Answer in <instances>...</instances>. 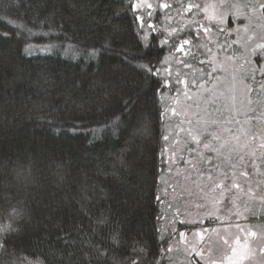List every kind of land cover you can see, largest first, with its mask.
Instances as JSON below:
<instances>
[{"label":"trees","instance_id":"16d2710c","mask_svg":"<svg viewBox=\"0 0 264 264\" xmlns=\"http://www.w3.org/2000/svg\"><path fill=\"white\" fill-rule=\"evenodd\" d=\"M166 1L179 15L193 5ZM131 2L0 0V264H169L173 234L190 228L166 210L178 93L162 72L209 27L176 34L178 18L157 9L141 29ZM153 35L163 48L146 50ZM201 56L184 64L203 72Z\"/></svg>","mask_w":264,"mask_h":264},{"label":"rangeland","instance_id":"374dc122","mask_svg":"<svg viewBox=\"0 0 264 264\" xmlns=\"http://www.w3.org/2000/svg\"><path fill=\"white\" fill-rule=\"evenodd\" d=\"M191 1L199 7H185L179 15L172 7L158 8L166 0H147L163 14L178 18L176 34L189 31L196 21L209 27L205 37L201 33L175 60L169 57L162 72L169 79L176 74L172 80L178 93L166 122L162 184L164 195H170L166 210L190 225L173 234L175 248L169 264H264V55H259L260 66L252 55L256 44H264V9L260 7L264 0ZM200 54L196 60L206 66L203 72L194 71L193 66L182 68L189 57ZM191 73L194 77L186 76ZM220 115L239 121L226 127L240 132L223 133L217 125H211L209 132H220L225 139L235 134L245 137L240 141L244 160L235 157L234 166V154L211 152L192 140L204 121ZM201 139L219 147L207 132Z\"/></svg>","mask_w":264,"mask_h":264},{"label":"snow or ice","instance_id":"6c2138e0","mask_svg":"<svg viewBox=\"0 0 264 264\" xmlns=\"http://www.w3.org/2000/svg\"><path fill=\"white\" fill-rule=\"evenodd\" d=\"M132 8V15L133 19L140 25L141 29L144 26L145 23V16H144V9L145 7L147 8V16L151 18L156 14L157 9L154 8L152 3L147 2V0H132L130 4ZM172 5L168 3H159L158 8L159 9H170ZM199 5H190V9L192 8H198ZM262 9H264V3L260 5ZM222 22V21H220ZM149 28H152L153 25L151 23L148 24ZM175 31V30H174ZM205 31H208V29H205ZM199 33L197 32V35ZM138 35V34H137ZM169 38L172 39L173 41L177 39V36H173L171 33H169ZM145 41H147L145 43ZM191 41L188 39L182 40L181 46L177 47V51H182L183 50V45L189 44ZM156 44L157 47L163 48V44H161L158 41V37L156 35H153L151 39H149L147 36L145 37L144 41H140V44L144 46V48L147 50L148 48L152 47L153 44ZM164 43H167V40L164 41ZM252 55L257 56V55H264V44L258 43L256 44V47L252 51ZM204 61H201L203 63ZM188 65L185 64V67ZM148 74L151 76L157 77V82H159V73L161 71L160 68H156L155 71H153V66L151 65V62H148V67H147ZM215 71V70H214ZM179 83H184V81H179ZM168 84H165L164 87H168ZM162 88H158L157 92H161ZM173 114H176L175 110H173ZM223 121V123H221ZM199 123V122H198ZM232 124H239V121H233L230 119H225L223 115L217 116L215 118H211L210 121H204V127L203 129L199 132L197 135H192V140L197 143H203V147L205 149H208L211 152H217L220 153L221 150L227 152L230 156L234 154V159H233V166L235 165V157H238L241 161L244 160V156L242 154V148L244 147L241 145L240 141H243L245 139L244 135L242 134H235L231 136V139H225L224 135H222L220 132H209L208 129L210 128L211 125H217L220 129H222L223 133H239V129H233L230 126L226 127V125H232ZM114 126L115 123H114ZM207 132L208 135L211 136L212 141H215L219 144V147L216 146V144L213 143H204L201 139L202 136H204V133ZM191 135V133H189ZM163 139L167 140L168 137L165 136ZM232 141H236L237 143L234 145ZM192 151H195L194 149ZM210 163V160L208 161ZM247 172L241 173V175H247ZM209 178L211 179V172H209ZM216 187H220L219 184L216 185ZM233 187H238V185H233ZM159 199V197L157 198ZM19 214V213H17ZM206 231V230H205ZM181 237L184 236V233H180ZM133 264H136L134 261Z\"/></svg>","mask_w":264,"mask_h":264}]
</instances>
